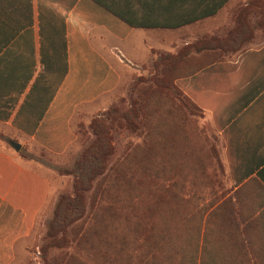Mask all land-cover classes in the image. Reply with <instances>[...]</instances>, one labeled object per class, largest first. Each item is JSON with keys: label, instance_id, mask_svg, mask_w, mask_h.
Wrapping results in <instances>:
<instances>
[{"label": "trees", "instance_id": "1", "mask_svg": "<svg viewBox=\"0 0 264 264\" xmlns=\"http://www.w3.org/2000/svg\"><path fill=\"white\" fill-rule=\"evenodd\" d=\"M93 1L133 28L176 30L217 16L232 0ZM231 13L233 26L222 36L204 34L176 54L154 51L129 102L89 129L80 124L84 149L66 172L72 192L59 196L48 223L44 264H264V200L245 197L253 181L206 197L203 189L216 184L207 172L222 166L197 123L201 110L177 85L264 30V0ZM116 126L141 142L110 162ZM51 247L61 251L49 263Z\"/></svg>", "mask_w": 264, "mask_h": 264}, {"label": "crops", "instance_id": "2", "mask_svg": "<svg viewBox=\"0 0 264 264\" xmlns=\"http://www.w3.org/2000/svg\"><path fill=\"white\" fill-rule=\"evenodd\" d=\"M250 1L180 29L147 30L93 0H0V127L22 146L63 155L77 139L74 118L113 93L123 72L149 70L154 51L176 54L204 34L224 35L231 10ZM177 85L201 110L222 166L207 172L217 187L203 189L206 197L253 181L245 197L264 200V31ZM18 155L0 151V264L14 262L52 190Z\"/></svg>", "mask_w": 264, "mask_h": 264}, {"label": "rangeland", "instance_id": "3", "mask_svg": "<svg viewBox=\"0 0 264 264\" xmlns=\"http://www.w3.org/2000/svg\"><path fill=\"white\" fill-rule=\"evenodd\" d=\"M242 1L247 2L248 0ZM227 12L229 13V11ZM228 13L225 12L223 15L226 21V27H230L232 24V18L230 17L231 14ZM217 25L220 26L223 24L220 23ZM207 31L213 32L214 29L211 26L207 28ZM260 34L261 32L258 33V35ZM166 50H170V48L166 47ZM154 58L155 56H153L152 59L154 60ZM152 63L153 62H149L147 66L151 68ZM148 71L149 70H132L128 73L123 72L124 77L122 82L113 93L108 94L104 99L98 101L97 104L92 105L90 108L83 110L84 113H79L74 118L73 128L75 133L78 131L80 124L89 129L93 119L106 114L111 108L119 105L123 100L129 102V98L132 96L134 78L140 76L139 74L146 76L148 75ZM199 122L200 119H197L198 125ZM9 135L10 133L8 130L0 127V151L12 154L18 153V156H20L21 160H23L24 164L28 168L48 178L52 185V190L48 200L38 214L30 234L26 238L18 241L16 244L15 259L12 264H44V254L42 252V248L48 243V239L46 237L48 223L53 217L55 203L57 202L59 196L72 192L74 178L66 172L74 167L75 161L83 152L84 146L80 141L81 135L76 134L77 139L75 143L63 155H53L32 144H25L22 146L20 152H16L9 144V140H12ZM140 142L141 139L130 129L125 126L123 128L116 126L113 130L115 152L110 157V162L119 157L124 152L127 145L130 143L135 144ZM137 246L140 247L141 244H137ZM60 251L61 249L51 247L47 254L49 263ZM142 251H144L143 248L137 249V252L140 254ZM91 260L93 261V258Z\"/></svg>", "mask_w": 264, "mask_h": 264}, {"label": "water", "instance_id": "4", "mask_svg": "<svg viewBox=\"0 0 264 264\" xmlns=\"http://www.w3.org/2000/svg\"><path fill=\"white\" fill-rule=\"evenodd\" d=\"M10 146L16 151L20 152L22 145L14 140H9Z\"/></svg>", "mask_w": 264, "mask_h": 264}]
</instances>
